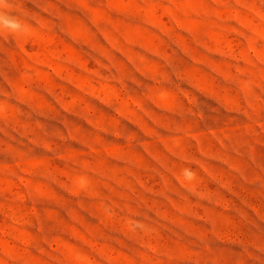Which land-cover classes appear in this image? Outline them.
<instances>
[{
    "label": "rangeland",
    "instance_id": "374dc122",
    "mask_svg": "<svg viewBox=\"0 0 264 264\" xmlns=\"http://www.w3.org/2000/svg\"><path fill=\"white\" fill-rule=\"evenodd\" d=\"M0 13V264H264V0Z\"/></svg>",
    "mask_w": 264,
    "mask_h": 264
},
{
    "label": "clouds",
    "instance_id": "9594fccd",
    "mask_svg": "<svg viewBox=\"0 0 264 264\" xmlns=\"http://www.w3.org/2000/svg\"><path fill=\"white\" fill-rule=\"evenodd\" d=\"M0 31H7L9 34H23L25 26L18 20L0 13Z\"/></svg>",
    "mask_w": 264,
    "mask_h": 264
}]
</instances>
